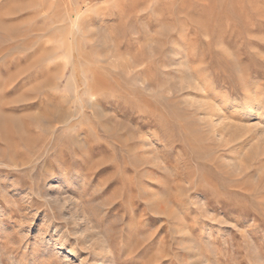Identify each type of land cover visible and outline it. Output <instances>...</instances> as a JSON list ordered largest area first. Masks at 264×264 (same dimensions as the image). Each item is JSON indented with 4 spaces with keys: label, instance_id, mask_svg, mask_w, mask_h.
<instances>
[{
    "label": "rangeland",
    "instance_id": "obj_1",
    "mask_svg": "<svg viewBox=\"0 0 264 264\" xmlns=\"http://www.w3.org/2000/svg\"><path fill=\"white\" fill-rule=\"evenodd\" d=\"M3 124L0 264H264V0H0Z\"/></svg>",
    "mask_w": 264,
    "mask_h": 264
},
{
    "label": "bare ground",
    "instance_id": "obj_2",
    "mask_svg": "<svg viewBox=\"0 0 264 264\" xmlns=\"http://www.w3.org/2000/svg\"><path fill=\"white\" fill-rule=\"evenodd\" d=\"M68 118V117H67ZM3 122V121H2ZM8 123V122H7ZM2 134L4 135V139H10L13 136V129H11L10 125L3 124L2 127Z\"/></svg>",
    "mask_w": 264,
    "mask_h": 264
}]
</instances>
